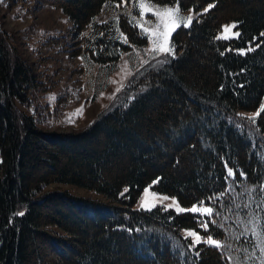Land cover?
<instances>
[{
    "label": "trees",
    "instance_id": "trees-1",
    "mask_svg": "<svg viewBox=\"0 0 264 264\" xmlns=\"http://www.w3.org/2000/svg\"><path fill=\"white\" fill-rule=\"evenodd\" d=\"M42 1L72 19L69 51L83 69L112 72L133 43L148 41L128 13L136 0ZM179 4L197 13L173 31L176 55L134 74L80 131L45 129L20 106L42 81L0 28V264H236L229 255L264 264L248 215L264 218V0ZM231 20L240 35L221 38ZM53 182L102 197L47 188ZM147 185L208 203L213 215L136 207ZM256 224L259 232L264 219ZM185 227L231 249L192 247Z\"/></svg>",
    "mask_w": 264,
    "mask_h": 264
},
{
    "label": "rangeland",
    "instance_id": "rangeland-1",
    "mask_svg": "<svg viewBox=\"0 0 264 264\" xmlns=\"http://www.w3.org/2000/svg\"><path fill=\"white\" fill-rule=\"evenodd\" d=\"M145 2L154 4L156 8L176 6L175 2L159 3L153 0ZM136 4L137 6L131 7L128 13L148 41L143 45L133 43L134 47L124 51L116 62V69L109 72L98 65L90 67V70L83 69L82 58L70 53L69 48L76 44L72 32L73 21L61 7L42 0H0V28L5 30L20 56L34 68L38 79L42 81L39 86L32 89L33 101L30 106L19 103L27 112L35 113L41 127L65 131L84 129L101 110L114 102L134 74L143 71L148 65H160L161 61L165 62L173 56L170 53L156 54L144 51L152 48L154 37L150 33L154 30L153 26L160 21L150 11L143 10L144 14L140 15L142 10L138 7V0ZM179 9L182 16L191 15L193 19L197 13L193 7L183 8L180 4ZM232 24H237V21L225 22L219 36L223 34L229 38L237 37L233 34L239 32L238 27L231 29L229 33L223 32L224 26ZM144 27L149 29L148 33L143 31ZM172 34L173 32L170 36V45L174 46L176 55ZM52 97L54 99H51ZM78 109H82V113L72 115ZM41 171L37 168L36 173ZM56 186L67 188L76 194L102 197L100 193L74 183L53 182L47 188ZM163 197L168 199H160ZM141 201L165 207L177 201L179 206L185 209L200 204L197 202L187 205L177 195L159 191L151 185L144 187L135 206L141 207ZM203 204L212 207L208 203ZM173 208L176 209L175 206ZM190 231L197 232L201 237L197 229L183 228L184 234ZM213 239L219 241L217 238ZM41 250L46 251V258H49V250L47 248Z\"/></svg>",
    "mask_w": 264,
    "mask_h": 264
},
{
    "label": "snow or ice",
    "instance_id": "snow-or-ice-1",
    "mask_svg": "<svg viewBox=\"0 0 264 264\" xmlns=\"http://www.w3.org/2000/svg\"><path fill=\"white\" fill-rule=\"evenodd\" d=\"M175 4H176L175 7L156 8L154 4L146 3L145 0H138V7H139V9L142 10L140 15L144 14L143 10L150 11V12H153V14L160 21L159 24H156L153 26L154 30L151 31V33H150V35L152 37H154V39L152 40V48L151 49H145L144 51L155 52L156 54L163 52V53H170V54L174 55V46L170 45L171 33L175 30V28L179 27L181 24H183L184 26H190L192 19H193V17L191 15L182 16L180 14L179 0H175ZM119 6L120 5L118 4L117 7H119ZM211 6L212 5H210L209 7H211ZM133 19L135 20V18H133ZM236 27H237L236 24L226 25V26H224L223 32L229 33V32H231V29L236 28ZM143 31L145 33H148L149 29L144 27ZM233 35L238 37L240 35V33L236 32ZM261 35L264 36V33H262ZM221 38L227 39L229 37L227 35L222 34ZM125 42H127L126 38H125ZM258 46L259 45H257V47ZM248 50L253 51L254 49L249 48ZM160 63H163V61H161ZM51 99H54V97H52ZM260 111H264V106H262ZM81 113H82V109H78L77 112L73 113L72 115H77V114H81ZM256 115L258 116L259 112H257ZM255 118H256V116L249 117V119H251V120H255ZM228 175L229 176L234 175V173L231 169H229ZM125 191H127V189H125ZM246 191H248L250 194L252 191H254V189H246ZM146 192H147V190H146ZM160 199L166 200V199H168V197H163ZM209 199L211 200L213 198L210 197ZM251 202H252V200L250 197L249 202L247 204H245L244 207L250 208ZM140 206L144 207V208H150V207H154L155 204L154 203L148 204L146 201H141ZM173 206L176 207L177 211H181V212L191 211L194 213H200L201 215H207V216L213 215V207H206V206H204L203 202H201L198 206L194 205L190 209L181 208L177 201H173V204L168 205L167 207H173ZM236 207L239 208L240 205H236ZM257 207L258 208L264 207V194L261 195V201L257 205ZM19 214L23 215L22 212ZM248 215L252 216V220H250L249 222L253 223V228H252L253 235H255L257 237V240L261 244H264V225L259 226L260 227L259 232L256 230V228H257L256 222H258L264 218L259 217V216H255L254 213H252L251 211L248 213ZM211 222H214V221H211ZM201 227L207 229L208 222H203L201 224ZM187 235L194 238V243H193V245H191L192 247H195V244H198V243L203 241L204 243L215 246L217 248L231 249L230 244L229 245L221 244L219 241L214 240L211 235H208L206 238H202L195 231H190L187 233ZM240 235H243V233H241ZM237 239H239V237H237ZM243 251L247 252V249H244ZM261 253H262V257H264V247L261 248ZM197 255H199V253H197ZM252 255H254V253ZM228 259L234 260L236 262V264H246V261H240L239 257H234V256L229 255Z\"/></svg>",
    "mask_w": 264,
    "mask_h": 264
}]
</instances>
